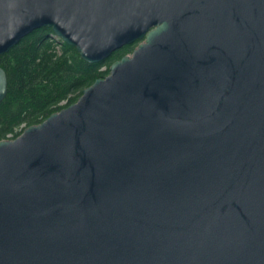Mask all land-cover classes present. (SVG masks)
<instances>
[{"label":"water","instance_id":"obj_1","mask_svg":"<svg viewBox=\"0 0 264 264\" xmlns=\"http://www.w3.org/2000/svg\"><path fill=\"white\" fill-rule=\"evenodd\" d=\"M41 27L140 42L0 140V264H264V0H0V56Z\"/></svg>","mask_w":264,"mask_h":264},{"label":"trees","instance_id":"obj_2","mask_svg":"<svg viewBox=\"0 0 264 264\" xmlns=\"http://www.w3.org/2000/svg\"><path fill=\"white\" fill-rule=\"evenodd\" d=\"M52 35L51 28H38L0 56V67L8 75V93L0 102V140L16 139L27 127L77 102L85 88L106 77L112 63L140 42L125 45L103 62L90 63L76 47ZM104 65L108 69L103 70Z\"/></svg>","mask_w":264,"mask_h":264},{"label":"rangeland","instance_id":"obj_3","mask_svg":"<svg viewBox=\"0 0 264 264\" xmlns=\"http://www.w3.org/2000/svg\"><path fill=\"white\" fill-rule=\"evenodd\" d=\"M52 36L54 37V39L61 41V39L58 38L55 34L52 35ZM137 46H138V44L135 45V48H136ZM135 48H134V49H135ZM132 53H133V51H132V52H129L128 54H132ZM113 63H114V62H113ZM113 63H112V64H113ZM108 67H109L108 65H104L102 69H103V70H106V69H108ZM109 74H110V73H109ZM109 74H108V75H109ZM108 75H107V76H108ZM63 103H65V102H63Z\"/></svg>","mask_w":264,"mask_h":264}]
</instances>
